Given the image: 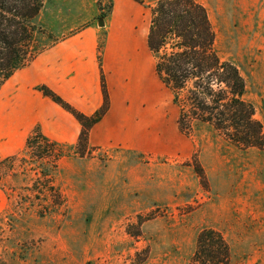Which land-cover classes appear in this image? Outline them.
<instances>
[{
  "label": "rangeland",
  "instance_id": "374dc122",
  "mask_svg": "<svg viewBox=\"0 0 264 264\" xmlns=\"http://www.w3.org/2000/svg\"><path fill=\"white\" fill-rule=\"evenodd\" d=\"M135 1L150 6L139 11L136 30L122 15L123 0H51L35 24L27 63L60 38L93 26L100 30L98 59L106 84L105 52H111L109 66L115 71V52L122 51L119 42L123 49L125 44L140 53L148 49L156 0ZM197 1L208 11L219 55L234 62L245 78V98L254 105V117L264 132V0ZM140 61L147 62L144 56ZM160 93L163 118L171 120L176 113L178 117L180 107L172 102L170 91L162 85ZM176 131L177 155L132 157L150 167L163 165L154 172L163 175L154 177L162 186L160 201L138 219L151 221L142 229L129 223L130 235L125 239L120 234L122 243L102 251L64 249V236L58 235L66 212L61 178L68 174L63 170L65 162H81L76 159L81 156L105 161L114 151L94 147L85 152V140L74 147L41 137L31 147L19 141L10 148L3 136L0 187L7 195V206L0 215V264H204L193 259L204 228L218 230L229 244L227 264H264V149L237 146L208 123L195 122L189 134L178 125ZM186 148L188 157L180 152ZM218 260L212 264H224Z\"/></svg>",
  "mask_w": 264,
  "mask_h": 264
},
{
  "label": "crops",
  "instance_id": "0c3cea01",
  "mask_svg": "<svg viewBox=\"0 0 264 264\" xmlns=\"http://www.w3.org/2000/svg\"><path fill=\"white\" fill-rule=\"evenodd\" d=\"M123 1L119 3L122 15L136 30L139 11H146L150 6L135 0ZM99 32L88 26L60 38L17 70L0 88V141L4 136L6 144L13 146L10 148L17 147L19 141L27 142L37 129L51 141L74 147L80 140L84 128L82 122L46 95L40 86L48 88L88 117L107 106L89 129L84 149L85 152L94 147L107 152L113 150L112 157L105 161L97 158L87 161L86 156H81L76 157L81 162L63 164L64 172L68 173L61 178L66 212L58 235L64 236L66 250L112 249L124 241L119 239L120 234H125V239L130 235L127 231L129 223L144 228L151 220L139 222L138 219L152 208V203L160 201L162 186L155 183L154 177L163 175L154 172L161 171L163 165L150 167L132 157L177 155L179 152L177 113L171 120L163 118L160 93L163 84L148 43V49L140 53L137 47L133 50L126 44L123 49L119 42L122 51L115 52V71L109 66L111 52H105L104 84L98 59ZM140 55L146 58V64L140 61ZM106 90L109 94L107 103ZM180 152L189 156L188 148ZM174 189L176 191V186ZM6 206L7 195L0 187V215Z\"/></svg>",
  "mask_w": 264,
  "mask_h": 264
},
{
  "label": "trees",
  "instance_id": "16d2710c",
  "mask_svg": "<svg viewBox=\"0 0 264 264\" xmlns=\"http://www.w3.org/2000/svg\"><path fill=\"white\" fill-rule=\"evenodd\" d=\"M51 0H0V88L29 59L30 42L41 12ZM156 60V71L180 107L179 130L189 134L195 122L208 123L229 141L245 148L264 149L262 123L254 105L245 98L246 80L239 67L223 59L216 49V32L206 7L197 0H157L147 40ZM43 92L73 113L83 124L80 140L87 141L91 126L103 115L78 112L48 88ZM107 96L105 103H107ZM49 141L35 131L27 140ZM230 247L214 228L197 237L194 261L228 263Z\"/></svg>",
  "mask_w": 264,
  "mask_h": 264
},
{
  "label": "water",
  "instance_id": "95a60500",
  "mask_svg": "<svg viewBox=\"0 0 264 264\" xmlns=\"http://www.w3.org/2000/svg\"><path fill=\"white\" fill-rule=\"evenodd\" d=\"M103 23V22H102Z\"/></svg>",
  "mask_w": 264,
  "mask_h": 264
}]
</instances>
